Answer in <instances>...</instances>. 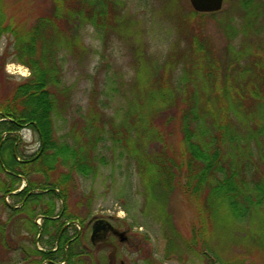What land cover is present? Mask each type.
<instances>
[{"label":"trees","instance_id":"obj_1","mask_svg":"<svg viewBox=\"0 0 264 264\" xmlns=\"http://www.w3.org/2000/svg\"><path fill=\"white\" fill-rule=\"evenodd\" d=\"M240 5L250 24L261 5L253 0H240ZM121 8L117 0H51L49 12L25 29L16 26L13 18L8 19V2L0 0V37L4 33L15 37L18 60L30 69L29 77L14 86L0 105V141L3 132L15 134L30 127L37 132L40 142L36 154L29 160L21 161L14 155L15 163L25 162L24 170L5 158L4 149L0 150V170L14 177L2 189L5 196L20 197L24 205L34 196L44 199V192L50 198L54 194L63 202L58 213L52 200L45 203L40 214L41 225L34 219L37 206H22V209L10 206V217L24 213L23 223L27 224L29 234H34L31 242L35 245L23 258L25 264L44 261L53 264L64 259L63 252L70 238L65 226L77 218L69 211L72 175L77 172L90 177L97 172L95 150L107 136L136 162L151 192L159 189L166 198L178 190L195 203L200 224L188 241V249L199 246L202 253H209L210 228L217 222L216 216L222 207L236 218L264 217V172L250 183L245 175L246 167L228 166L224 160L230 154V146L242 144V140L264 142V52L257 50L243 63L239 57L249 54L247 43L238 51L228 43L229 58L221 62L210 41L194 31V18L204 13L193 8L191 15L182 21L190 49L181 56L191 54L194 58L184 66L185 82L182 90H178L177 100L167 76L171 67L168 62L162 68L161 77L152 76L148 84L139 78L133 100L136 110H129L125 121L114 125L113 120L104 118L92 105L84 137L75 133L74 142L59 141L54 124L57 100L52 91L60 83L58 55L64 49L72 54L83 51L80 36L83 25L93 26L106 37L127 27L130 23L123 17ZM107 123L113 124L112 130L106 128ZM61 167L68 170L62 171ZM32 172L44 174L46 181L31 180L27 175ZM16 178H25L26 182L15 193ZM38 188L40 192H32ZM79 223L82 224V219ZM6 227L8 221L0 222L2 238ZM78 235L77 231L71 248L74 259L77 252L84 250ZM36 236H46L44 243L49 248H37L40 238ZM3 244L7 246L6 241ZM222 264L243 262L234 260Z\"/></svg>","mask_w":264,"mask_h":264},{"label":"rangeland","instance_id":"obj_2","mask_svg":"<svg viewBox=\"0 0 264 264\" xmlns=\"http://www.w3.org/2000/svg\"><path fill=\"white\" fill-rule=\"evenodd\" d=\"M117 1L122 7L123 17H127L130 23L127 27L119 28L106 37L93 26L83 25L80 28L83 51L72 54L64 49L58 55L60 83L52 91L57 100L54 124L61 142H74L75 133L84 137L82 134L86 131L92 105L104 118L113 120L114 125L125 121L129 110H136L133 100L137 95L139 78L148 84L152 76L161 77L164 74L162 68L168 62L171 67L167 76L176 100L178 90H182L184 85V66L194 58L191 54L181 56L182 52L190 49L182 22L191 15L193 7L190 1ZM6 2L9 5L8 19L13 18L16 26L25 29L34 25L39 16L51 8V0ZM253 2L261 7L250 24H247L240 0H224L222 9L214 15L204 13L194 18V31L210 41L221 62L225 63L229 58L226 55L228 43H232L234 51L247 43L249 54L239 57L243 63L257 50L264 52V0ZM18 65L22 66L20 72L17 71ZM27 67L18 60L15 37L4 33L0 37V105L14 86L29 77ZM112 126V123H107L106 128L112 130ZM1 135L0 150L4 149L5 158L24 170L25 162L15 163L14 155L21 161L34 156L40 146L37 132L25 127L19 133L7 135L3 132ZM106 139L95 150L97 172L90 177L75 172L69 185V211L77 216L74 221L82 219L85 240L90 234L88 220L103 216L117 222L120 229L127 230L133 247L118 243L116 250L134 264H222L234 260H241L243 264H264L263 215L236 218L222 207L216 216L217 222L210 228L209 253H202L199 246L194 250L188 249V241L200 224L195 203L188 201L178 190L166 198L159 189L151 192L126 150L113 143L110 137ZM229 152L224 159L226 165L246 167L245 175L250 183L264 172V142L242 140V144L230 146ZM61 170L67 171L68 167H61ZM27 176L31 180L46 181V176L40 172ZM13 178V175L0 170V222L8 221L4 238L0 234V242H7V246L4 241L0 243V264H24L23 258L35 245L31 242L34 234H29L27 224L23 223L25 214L20 212L10 217V206L19 209L37 206L34 212L37 224L43 223L40 214L46 202H54L55 213L60 212L63 206L59 197L51 194L54 197L50 198L46 192L44 199L34 196L26 205L20 197L5 196L2 188L11 184ZM25 182V178H16L15 188L19 190ZM40 191L38 188L32 192ZM76 230L75 225H71L67 234L74 235ZM46 238L41 237L36 245L49 248L44 243Z\"/></svg>","mask_w":264,"mask_h":264},{"label":"flooded vegetation","instance_id":"obj_3","mask_svg":"<svg viewBox=\"0 0 264 264\" xmlns=\"http://www.w3.org/2000/svg\"><path fill=\"white\" fill-rule=\"evenodd\" d=\"M74 221V220H73ZM73 221H69L65 228L68 230L71 225L74 224ZM84 225L76 230L80 235L79 241L80 245L84 250L77 252V260L72 257L73 251V241L75 239L76 233L74 235H69L68 243L65 245L64 259L62 261L53 264H134L131 261L126 260L122 257L120 252L116 250L118 243L121 245H126L128 248L133 247L130 243L129 234L127 230H122L119 228L117 222L111 220V218L96 216L93 219H89L87 222L88 228H90V234L87 240H85V235H83ZM104 226V229H98L97 235L92 238V234L96 228ZM125 232V240H121L119 232ZM77 238V239H78ZM57 247H54L56 250ZM41 250H46L44 248H39ZM106 249V250H102ZM24 261V260H23ZM75 261V262H74ZM52 261H44L43 264H49ZM25 264V261H24ZM151 264V263H150Z\"/></svg>","mask_w":264,"mask_h":264},{"label":"water","instance_id":"obj_4","mask_svg":"<svg viewBox=\"0 0 264 264\" xmlns=\"http://www.w3.org/2000/svg\"><path fill=\"white\" fill-rule=\"evenodd\" d=\"M193 9L200 13L218 12L222 9L224 0H189ZM98 229H104V226L96 228L92 234V238L97 235ZM121 240H125V232H119Z\"/></svg>","mask_w":264,"mask_h":264},{"label":"built area","instance_id":"obj_5","mask_svg":"<svg viewBox=\"0 0 264 264\" xmlns=\"http://www.w3.org/2000/svg\"><path fill=\"white\" fill-rule=\"evenodd\" d=\"M16 67H17V69H18L17 71L20 72V69L22 68V66H19V65H18V66H16ZM25 70L27 71V69H25ZM9 71H10V69H9Z\"/></svg>","mask_w":264,"mask_h":264}]
</instances>
